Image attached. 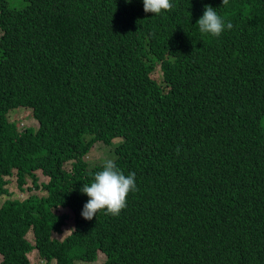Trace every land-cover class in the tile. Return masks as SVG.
<instances>
[{
	"label": "trees",
	"instance_id": "trees-1",
	"mask_svg": "<svg viewBox=\"0 0 264 264\" xmlns=\"http://www.w3.org/2000/svg\"><path fill=\"white\" fill-rule=\"evenodd\" d=\"M171 3L0 0V264H264V0ZM99 142L137 191L85 220Z\"/></svg>",
	"mask_w": 264,
	"mask_h": 264
},
{
	"label": "clouds",
	"instance_id": "clouds-1",
	"mask_svg": "<svg viewBox=\"0 0 264 264\" xmlns=\"http://www.w3.org/2000/svg\"><path fill=\"white\" fill-rule=\"evenodd\" d=\"M131 3V0H126ZM229 0H222V6H227ZM173 8L171 0H143L145 13L161 14ZM199 32L219 37L225 29L231 30L233 24L225 21L211 5H205L203 15L198 19ZM135 172L127 175L116 165L113 159L103 162L102 170L94 173L90 184H83L82 194L87 195L88 201L84 204L81 216L85 220H92L97 213L104 210L106 214L119 216L127 206V197L137 191Z\"/></svg>",
	"mask_w": 264,
	"mask_h": 264
},
{
	"label": "rangeland",
	"instance_id": "rangeland-1",
	"mask_svg": "<svg viewBox=\"0 0 264 264\" xmlns=\"http://www.w3.org/2000/svg\"><path fill=\"white\" fill-rule=\"evenodd\" d=\"M15 109V110H14ZM14 113L16 114V118L18 121H22L23 124H29L35 125V122L32 120L31 115L28 111L22 109V108H13L12 109ZM13 115V113L9 112V116ZM19 130V128L17 127ZM116 141V140H115ZM111 156V150L110 147H106L101 142L96 143L95 146H93L90 155L88 154L87 160L90 162H97V163H103L104 160L110 159ZM42 179V178H41ZM27 182L24 186L28 185ZM9 187V191L13 193L12 197H18L19 199H22V197L25 196V193L18 189L16 187V181L15 178H12L10 183H7ZM3 198V196H0V199ZM61 214H65L67 218L64 220V224L62 225V232L61 233H54V237L61 240L65 238L67 235H70L73 231L74 227V213L71 210L68 209H60L59 210ZM26 239H30L29 235H26ZM103 253L101 251H98V260L100 258H103ZM26 257L28 259V264H55L54 259L50 260H44V258L40 257L37 254V251L34 249L30 253H26ZM75 264H93L92 261L84 262L81 260H75Z\"/></svg>",
	"mask_w": 264,
	"mask_h": 264
}]
</instances>
